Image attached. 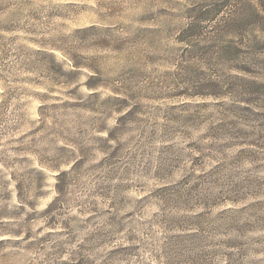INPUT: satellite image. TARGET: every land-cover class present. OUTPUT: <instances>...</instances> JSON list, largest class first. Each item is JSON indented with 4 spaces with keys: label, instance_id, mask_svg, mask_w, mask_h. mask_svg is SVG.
<instances>
[{
    "label": "rangeland",
    "instance_id": "rangeland-1",
    "mask_svg": "<svg viewBox=\"0 0 264 264\" xmlns=\"http://www.w3.org/2000/svg\"><path fill=\"white\" fill-rule=\"evenodd\" d=\"M0 264H264V0H0Z\"/></svg>",
    "mask_w": 264,
    "mask_h": 264
}]
</instances>
